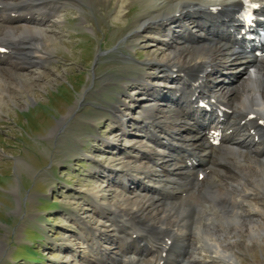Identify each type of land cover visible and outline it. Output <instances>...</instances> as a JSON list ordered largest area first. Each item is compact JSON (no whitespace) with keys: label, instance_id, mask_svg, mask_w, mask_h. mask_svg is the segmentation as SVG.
Returning a JSON list of instances; mask_svg holds the SVG:
<instances>
[{"label":"bare ground","instance_id":"6f19581e","mask_svg":"<svg viewBox=\"0 0 264 264\" xmlns=\"http://www.w3.org/2000/svg\"><path fill=\"white\" fill-rule=\"evenodd\" d=\"M251 3L264 16V0H156L151 6L139 37L162 48L163 57L147 59L146 71L124 85V92L133 86V95L109 106L113 138L104 144L115 147V160L122 148L116 145L128 153L119 155L123 171L105 178L117 200L96 197L91 209L99 219L88 223L83 216L86 232L97 228L72 253L80 264L85 258L87 264H237L238 243L264 246V54L237 40L236 13ZM0 5V47L7 51L0 54L1 106L14 99V90L30 91L40 81L22 73L50 58L44 46L61 6L55 0ZM216 130L219 146L212 145ZM158 190L166 195L158 198ZM117 217L121 230L136 235H121Z\"/></svg>","mask_w":264,"mask_h":264},{"label":"rangeland","instance_id":"374dc122","mask_svg":"<svg viewBox=\"0 0 264 264\" xmlns=\"http://www.w3.org/2000/svg\"><path fill=\"white\" fill-rule=\"evenodd\" d=\"M55 1L60 17L44 46L51 56L22 71L40 81L30 91L14 90L0 106V264H80L72 253L83 237H93L97 224L85 228L100 215L92 203L117 200L105 178L123 171L119 158L128 153L116 145L122 147L116 161L115 147L104 144L113 138L109 106L133 95V86L124 92V85L147 69V59L163 57L162 48L139 37L156 0ZM118 219L121 235H136L121 230ZM235 251L237 264H264V246L238 243Z\"/></svg>","mask_w":264,"mask_h":264}]
</instances>
